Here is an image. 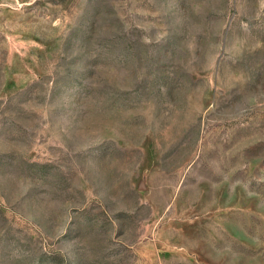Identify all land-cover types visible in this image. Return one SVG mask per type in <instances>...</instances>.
<instances>
[{
    "label": "rangeland",
    "instance_id": "374dc122",
    "mask_svg": "<svg viewBox=\"0 0 264 264\" xmlns=\"http://www.w3.org/2000/svg\"><path fill=\"white\" fill-rule=\"evenodd\" d=\"M0 264H264V0H0Z\"/></svg>",
    "mask_w": 264,
    "mask_h": 264
}]
</instances>
